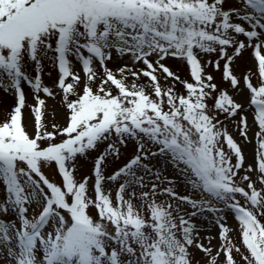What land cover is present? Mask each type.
Masks as SVG:
<instances>
[{"label": "snow or ice", "instance_id": "snow-or-ice-1", "mask_svg": "<svg viewBox=\"0 0 264 264\" xmlns=\"http://www.w3.org/2000/svg\"><path fill=\"white\" fill-rule=\"evenodd\" d=\"M247 48L255 70L243 75L241 89L232 65ZM211 54L216 60H201ZM125 56L131 66L108 68ZM168 58L186 62L192 82L163 63ZM45 61L57 70L55 87L67 113L65 126L53 124V131L46 130L39 95H54L42 83ZM221 61L222 80L249 93L251 125L246 106L205 70L206 64L220 70ZM138 63L144 67L137 69ZM160 74L182 84L185 93L174 84L162 86ZM141 76L148 84L136 83ZM22 85L30 87L34 105ZM0 90L15 98L0 122L3 264H194L190 247L204 252L207 264H220L221 255L223 264H238L234 253L239 264H264V0H0ZM25 107L34 117V136L23 125ZM238 115L244 141L251 143L248 132L256 129L254 164L246 167L225 124ZM58 137L63 139L56 142ZM104 143L92 173L77 181V158ZM121 147L130 158L106 174ZM156 158L162 167L145 162ZM53 164L59 184L43 171ZM169 166L198 198L176 191L178 181L163 175ZM105 184L116 186L114 199ZM183 205L192 211L185 213ZM218 205L234 213L240 245L229 236L234 229L227 217H217L222 243L213 255L212 247L197 242L192 218L218 213Z\"/></svg>", "mask_w": 264, "mask_h": 264}, {"label": "rangeland", "instance_id": "rangeland-1", "mask_svg": "<svg viewBox=\"0 0 264 264\" xmlns=\"http://www.w3.org/2000/svg\"><path fill=\"white\" fill-rule=\"evenodd\" d=\"M232 6H238V5L225 4V8L232 7ZM238 39L244 40L245 38L243 36H239ZM231 51L232 50L229 49V52ZM152 59L155 60V57H152ZM201 60L202 61H209V60L214 61L216 60V55L215 54L202 55ZM73 63H74L73 71L78 72L80 74L82 78V82H83L84 77H83V72L80 71V65L76 63L75 61H73ZM125 63H128L129 66H131L130 58L127 56H125L122 59L114 58L113 61L109 62L107 66L109 69L115 72L119 67L123 66ZM163 63H165L174 73H176L180 77L181 80L192 82L191 77H190L189 68L186 62H184L183 60L168 58L165 61H163ZM223 63H224L223 61L220 62V70H216L215 68L208 66L207 64L205 65V70L207 73H210L214 76V82L218 85L220 89L227 90L229 94L233 96L236 102L242 103L246 106L243 114L247 116L248 124L251 125L252 120H253L252 112L254 111V109L248 106L249 105V93L246 89L244 91H240L239 89L233 90L229 82L222 80ZM94 67L96 68L97 72L100 73L99 65L95 64ZM143 67L144 65L140 63L136 65L137 69L143 68ZM232 68H233L234 74L237 75L238 79H240L241 81L240 88L243 89L244 88V84L242 80L243 75L249 69L253 71L255 70V60L252 56V49L247 48L246 50H244L242 56L236 59L235 63L232 65ZM27 72L29 73L30 76L35 75V73L32 71L31 66L27 69ZM127 75H128L127 82L131 84L133 82L132 78L130 74H127ZM117 76L119 78L118 73H117ZM57 78H58L57 70L54 67L50 66V62L45 61L44 66H43L42 83L45 86H49L54 93L52 97H48L42 92L39 94L40 98L45 100V105L43 106V112H44L43 122L46 126V130L48 131H53L52 129L53 124L59 125L60 127H63L66 124L67 113H66V108L62 103V93L60 89L55 87ZM159 79H160L162 86L166 87V86H170L174 84L175 91L177 93H185V90L182 84H180L179 82H174L170 78L166 82L163 74L159 75ZM66 82L71 83L72 81L68 79ZM98 83H99V80H97L96 83L92 85L93 88H95L98 85ZM136 83L146 85L148 84V80L147 78L141 76L139 80L136 81ZM252 83L256 85L258 83V80L254 77L252 79ZM22 86L26 94L27 103L29 105H34L35 100L33 98V93L30 87L27 85H22ZM82 87H83V83H81L76 88V93L79 94L81 92ZM146 90L149 93H151V88H147ZM112 91L115 94L116 90L114 88H112ZM215 95L216 93H213V96ZM75 98H77L76 95L69 96V99H75ZM207 103L211 106L213 103V100L208 99ZM14 105H15L14 94H7V93H4L2 90H0V122H4L8 118V114L10 113ZM22 111H23V125L25 126L28 133L34 136L35 135L34 117L30 114V110L28 107H25ZM220 119L223 121L224 116L221 115ZM239 119L240 117L238 115L234 119H229L228 121H226L225 124H226L228 133L233 136V138L240 144L242 148V152L245 157L244 163L246 167L247 165L254 164L255 147H256L255 139H254V132L256 131V129L253 127L248 132V136L252 138V142L248 143L244 141L243 137H241L239 131L236 129V123L239 121ZM60 139H63V137H58L56 142H59ZM224 147H225V151H228L227 146L225 145ZM105 148H106V143L100 144L95 151H90L87 154V157L77 158V161H76L77 171L75 173V178L77 179V181H81L84 176L90 175L92 173L94 158L97 157L100 154V152L103 151ZM131 154L132 153L130 152V150L124 149L123 147H121L120 159L116 160L115 162H113L112 159L109 160L106 174H110L114 169L119 167L121 164L125 163L127 159L130 158ZM145 162L149 163L150 165H153L156 168L162 167V165L158 161V158L150 160V161H145ZM233 162H234V158H233ZM43 171L50 180H53L57 182L58 184L60 183L61 177H59V175L56 173L54 164L51 165L50 167L45 166L43 168ZM240 174L243 175L244 172L241 171ZM163 175L168 176L170 178H174L178 181L176 185V191L180 195L191 194L194 198H198V194L189 193V191L185 188L183 182L179 180V177L175 174L171 166H169L167 170L163 172ZM252 175H253V179H255V173H253ZM166 186L168 185H162V187H166ZM104 187L106 190L109 188L112 189V198L114 199L116 186L105 184ZM259 187L260 185L257 184V188ZM89 188H91L90 185H89ZM89 195L90 196L92 195L91 190L89 191ZM2 198H3V194H2V190H0V199ZM157 199L163 200V199H166V197L158 196ZM135 203L138 205L139 201H135ZM218 207L221 208V211L218 213L213 214V213L205 211L203 214L192 218V222L195 224L196 228L198 229L197 242L203 243L206 247L207 246L212 247L214 250L213 255L216 254L215 250H217L222 243L218 235L219 228L215 223V219L217 217H224V216L227 217L228 227L230 229H234L233 231H230L229 236L236 245H240V239H239V233H238V221L235 220L234 213L230 209L223 207L222 205H218ZM182 209L185 213L192 211V209L188 205H183ZM90 214L93 217H96L97 215L96 210L94 208L90 209ZM3 218L6 220H9L11 219V216H7ZM260 219H261V222L264 223V217H260ZM194 235H196V233H194ZM189 252L191 254V258L194 264H207L208 258L206 257L204 252L198 250L195 247H190ZM234 256L239 264L240 257L238 255H235V253H234ZM223 260H224V257L223 255H221L219 257L220 264H223ZM0 264H3V262H0Z\"/></svg>", "mask_w": 264, "mask_h": 264}]
</instances>
